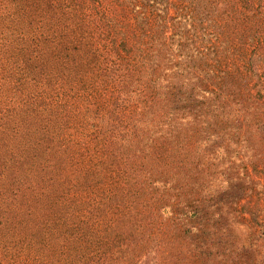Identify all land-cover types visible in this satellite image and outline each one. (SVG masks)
Masks as SVG:
<instances>
[{
  "label": "trees",
  "instance_id": "1",
  "mask_svg": "<svg viewBox=\"0 0 264 264\" xmlns=\"http://www.w3.org/2000/svg\"><path fill=\"white\" fill-rule=\"evenodd\" d=\"M260 145L264 0H0V264H264Z\"/></svg>",
  "mask_w": 264,
  "mask_h": 264
},
{
  "label": "rangeland",
  "instance_id": "2",
  "mask_svg": "<svg viewBox=\"0 0 264 264\" xmlns=\"http://www.w3.org/2000/svg\"><path fill=\"white\" fill-rule=\"evenodd\" d=\"M194 149L199 150L200 144L196 145L195 143ZM236 149L240 151L241 148L238 146ZM259 149V154H253V156L256 158V163L246 164V179L242 178V170L241 166L238 165V161L232 160L235 164L237 175L241 179L240 181L242 188L236 193L226 196L224 202L227 203L228 206H231L232 202V207L233 204L237 205L238 210L241 211V222L244 224V226L246 225L247 228H250L252 232L255 233L258 243L263 245L264 239L261 237L264 236V145H260ZM232 151H234V148H232ZM239 159H243L241 154H239ZM248 161L252 160L249 159ZM248 161H245V163ZM205 163L208 165V167L210 166L212 169V171L210 170L211 172L221 173L222 171L219 169L226 167L225 162H222L221 159H219L217 162L211 161ZM226 177H228V174H226ZM221 180V177L219 179L216 178L212 180L210 182V186L213 189H218L220 186H222L220 182ZM228 182V184H235L236 181L228 179ZM245 235L246 233H244V236ZM245 258L246 260L249 259L250 262H254L255 264L261 263L260 258L258 256L251 255V253H247Z\"/></svg>",
  "mask_w": 264,
  "mask_h": 264
}]
</instances>
